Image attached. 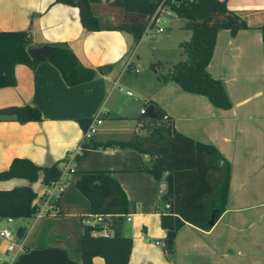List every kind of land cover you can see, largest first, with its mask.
<instances>
[{"label": "crops", "instance_id": "0c3cea01", "mask_svg": "<svg viewBox=\"0 0 264 264\" xmlns=\"http://www.w3.org/2000/svg\"><path fill=\"white\" fill-rule=\"evenodd\" d=\"M226 2L230 9L246 12L249 27L235 35L229 29L217 33L207 71L222 81L230 98V108L223 109L206 96L186 92L176 82L160 79L153 72V77L128 78L125 61L131 55L139 66V48L147 35L135 41L122 30L88 32L79 21L78 7L55 0H0V31L28 30L34 44L30 49L41 52L50 43L65 41L80 62L97 74L90 81L70 86L47 59L33 68L16 64L15 83L0 87V108L31 105L38 108L42 119L22 123L13 116L0 117V171L8 169L15 157L31 159L43 167L57 163L63 168L69 162L74 171L67 174L65 191L50 214L60 212L67 219H76L90 214L91 206L75 180L85 171L108 170L128 200L127 213L118 226L122 235L132 238L127 264H243V258L244 264H264V35L260 28L264 23V0ZM168 18L163 42L173 43L182 57L180 44L190 39L191 31L185 28L186 19L175 14ZM148 81L156 84L152 94L144 91ZM131 88L138 92L142 105L134 117L127 114L123 101L134 96ZM155 104L164 109L173 127L191 138L214 144L231 165L225 210L209 230L190 223L182 225L171 255L163 248L166 231L160 218L166 204L159 198L166 183L155 180L144 169L150 156L130 148L102 147L88 149L79 159L73 157L84 133L80 119L96 115L103 119L91 141L125 138L146 129L141 124L150 119L148 111ZM129 120L128 125L125 122ZM220 176L218 170H212L208 179L219 183ZM42 177L40 172L31 183L19 177L0 180V189L32 186L39 200L46 189ZM16 219L20 218L4 220ZM28 219L37 223L33 217ZM102 219L103 230L94 231V235L103 234L105 229L112 231L113 219ZM34 222L30 228L26 226L25 244ZM5 246L0 245V255L9 264H80L64 244L25 249L13 261L11 254L4 253ZM93 261L106 264L100 256Z\"/></svg>", "mask_w": 264, "mask_h": 264}, {"label": "trees", "instance_id": "16d2710c", "mask_svg": "<svg viewBox=\"0 0 264 264\" xmlns=\"http://www.w3.org/2000/svg\"><path fill=\"white\" fill-rule=\"evenodd\" d=\"M78 7L79 21L88 32L99 30H122L139 41L145 29L154 23V17L160 9L168 7L178 17L186 19L185 28L190 30V39L181 42L184 60L173 63L169 73L160 79L176 82L186 92L204 95L211 103L223 109L231 106V101L220 79L207 71L213 56L218 31L229 29L235 35L239 30L248 28L245 11L232 10L226 0H55ZM264 35V23L260 26ZM34 46L27 30L0 31V87L15 83L14 67L24 63L32 68L41 61L49 60L70 85L82 84L92 80L96 70L85 66L74 54L67 42H53L46 46L44 54L31 55L29 49ZM160 64V63H159ZM154 69L155 64L149 65ZM156 118L142 123L147 134H132L125 138H108L102 141H86L75 155L84 156L90 148H130L142 155L152 156L144 169L155 180L166 183L165 191L160 195L165 210L161 211V225L165 229L163 248L173 254L176 234L185 223L209 230L211 213L215 212V221L225 210L230 186V162L219 152L214 144H208L191 138L173 127L170 120L164 118V109L154 105ZM13 116L25 123L42 119L41 112L34 106L11 105L0 108V117ZM91 118L79 120L84 130ZM212 170L221 174L220 182L215 186L208 179ZM42 173V182L49 184L57 179L62 168L57 163L48 167L38 166L31 159L15 157L9 168L0 171V180L19 177L28 182L36 181ZM79 192L90 201L91 213L76 217L81 227L80 243L74 248L61 232L65 230L63 220L50 219L42 229L33 231L25 244V249L50 247L64 244L72 258L80 264H95L93 259L100 256L106 264H127L132 249V238L122 235L118 226L122 215L127 213L128 200L119 182L108 170L85 171L75 180ZM37 193L32 186L19 185L11 189H0V219L32 218L37 208ZM107 198V200H105ZM110 216L113 234H96L103 226L100 222L90 224L86 218ZM57 218H65L60 212ZM67 219V218H66ZM63 222V223H62ZM50 238L49 241L47 239ZM0 264H9L2 260Z\"/></svg>", "mask_w": 264, "mask_h": 264}, {"label": "rangeland", "instance_id": "374dc122", "mask_svg": "<svg viewBox=\"0 0 264 264\" xmlns=\"http://www.w3.org/2000/svg\"><path fill=\"white\" fill-rule=\"evenodd\" d=\"M144 41L141 44V47L139 48V72L134 73L133 71L131 72V70H127V77L128 78H132L133 79L137 76L141 77L142 75H149L150 77H153L154 74L156 73L157 76H163L168 74L172 68V65L174 62L180 60H184L187 58V56L184 54L182 57L180 56V54H178L179 49L178 47H176L173 43L172 44H165L163 42V39L165 36H163V34L161 33L160 35H158L156 38H151V37H147L144 36ZM162 41V42H161ZM182 51V49H181ZM151 63L155 64L154 69H150L149 65ZM160 63V64H159ZM153 72V73H151ZM156 81V78L155 80ZM148 85L147 87L144 89L145 93L147 94H152L155 90V85H152L151 81H148ZM157 83V81H156ZM130 91H132L134 93L133 97H130V100L127 102V100L125 98H123L124 101V105L126 106V110H127V114L130 117H134L136 114L139 113L140 111V106L141 105V100L138 99V92H136L133 88L129 89ZM146 105L145 108H147L148 105V101H146ZM126 124H131V121H127L125 122ZM133 123V122H132ZM135 134H138L137 131L134 132ZM148 130L143 129V131H140L139 134H147ZM150 159H152V156H150ZM214 174V173H213ZM214 184H216V181H213ZM43 193V192H42ZM105 200H107V198H105ZM164 203V202H163ZM162 203V204H163ZM164 207V204H163ZM56 214H50L46 217H42L40 219L37 220V223L35 224V222L33 221V219H26V218H20V219H16L13 222H7L4 219H0V228H8L12 234L15 233L16 229L18 226L20 225H25L28 228H30L32 226V223L34 222V226H33V231H38L39 229H42L44 227V224L49 221L50 219H55ZM110 217V216H109ZM58 220H63V222L65 223V230H61V232L66 236V234L68 236H66L67 240L73 243L74 248H78L79 243H80V234H81V227L78 225V221L76 219H71V218H56ZM62 222V223H63ZM242 226H238V229L241 230ZM237 229V231H238ZM32 231V232H33ZM18 240H22V239H18ZM50 238L47 239V241H49ZM239 241V238H238ZM157 246H160L161 244L159 242H155ZM1 247L5 246V243L0 242ZM161 247V246H160ZM161 250L162 247H161ZM241 263L244 264V258L240 261Z\"/></svg>", "mask_w": 264, "mask_h": 264}, {"label": "built area", "instance_id": "2783aa9c", "mask_svg": "<svg viewBox=\"0 0 264 264\" xmlns=\"http://www.w3.org/2000/svg\"><path fill=\"white\" fill-rule=\"evenodd\" d=\"M171 14H174L172 10H170L168 7H164L160 9L159 13L154 17V23L152 25H149L143 35H147L149 37L154 38V36L162 33L165 29L166 24L168 23V16ZM125 69H130L134 70L135 72L139 70V67L135 65L132 56H128L125 64H124ZM129 95L132 94L130 91H126ZM142 113H146V109H141ZM164 118H167L165 115ZM103 123V119L99 116L96 115L94 117H91L90 121L84 128V133H83V138L78 146V152L81 151L82 149V144L86 141H89L92 139L99 131L100 127ZM76 153V154H77ZM75 154V155H76ZM73 155V157H75ZM64 167L62 168V173L61 175L52 181L49 182V184H46V189L44 196L37 200V208L36 212L33 214L34 220H38L42 217H46L50 215L51 210L56 207L57 205V200L60 198L61 194L65 191L66 187V177L67 174L70 172L74 171V168L69 166V162H66V164L63 165ZM129 219V218H128ZM9 220H12L9 218ZM103 219L101 216H94L93 218H86L85 222L94 224L96 222H102ZM109 231L105 229L103 232V235L108 234ZM3 241L6 243L5 246V251L4 253L6 254H11L10 256V261H13L15 259V256L18 255L19 253L25 251V242L24 240H18L17 237L15 236V233L12 234L11 231L8 228H0V242ZM4 260L3 256L0 255V261Z\"/></svg>", "mask_w": 264, "mask_h": 264}, {"label": "water", "instance_id": "95a60500", "mask_svg": "<svg viewBox=\"0 0 264 264\" xmlns=\"http://www.w3.org/2000/svg\"><path fill=\"white\" fill-rule=\"evenodd\" d=\"M47 48H45L42 52L41 51H37V50H33V49H29V53L31 55H39V54H44L46 52ZM36 51V52H35ZM154 109L152 107L149 108L148 111V116L150 118V120L152 122H154L155 118H156V114L153 111ZM211 218L208 221L209 226H213V224L215 223V212L213 211L211 213ZM27 233V227L24 225H20L17 227L16 231H15V236L17 237V239H23L25 237ZM110 234H113V230L110 232Z\"/></svg>", "mask_w": 264, "mask_h": 264}]
</instances>
